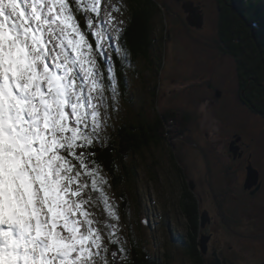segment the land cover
<instances>
[{"label": "snow or ice", "instance_id": "obj_1", "mask_svg": "<svg viewBox=\"0 0 264 264\" xmlns=\"http://www.w3.org/2000/svg\"><path fill=\"white\" fill-rule=\"evenodd\" d=\"M127 12L123 0H0V264H136L128 197L96 159L119 115L117 62L128 88Z\"/></svg>", "mask_w": 264, "mask_h": 264}, {"label": "rangeland", "instance_id": "obj_2", "mask_svg": "<svg viewBox=\"0 0 264 264\" xmlns=\"http://www.w3.org/2000/svg\"><path fill=\"white\" fill-rule=\"evenodd\" d=\"M156 1L167 14L161 9L154 20L151 61L133 60L130 53L125 58L128 88L124 93L118 81L119 115L106 130V143L123 123L150 120L165 111L179 116L187 113L193 120L188 132L178 138L177 147L169 142L152 145L132 159L137 171L132 182L112 187L117 197L121 193L128 197L121 200L120 208L125 223L134 229L129 233L132 239L163 264H192L186 243L188 221L180 207L185 187L197 196L201 210L211 212L213 197L221 196L226 188L236 189L239 196L242 189L234 186L235 178L224 169L230 141L236 139V146L240 142L235 134L243 137L264 180L259 162L264 154V113L241 101L238 64L223 51L219 37L221 0ZM123 2L128 6L127 24L131 13L128 0ZM197 15L203 17L200 26L195 22ZM175 153L181 157L175 159ZM175 164L181 166L182 174ZM259 183L254 191L259 190Z\"/></svg>", "mask_w": 264, "mask_h": 264}, {"label": "trees", "instance_id": "obj_3", "mask_svg": "<svg viewBox=\"0 0 264 264\" xmlns=\"http://www.w3.org/2000/svg\"><path fill=\"white\" fill-rule=\"evenodd\" d=\"M219 2L222 13L219 37L223 51L234 57L238 64L242 87L241 101L249 103L253 108L257 107L259 110L254 108L256 111L264 113V5L260 0ZM128 4L131 16L125 36L129 53L133 60L142 58L151 61L155 44L154 20L161 11V3L156 0H128ZM117 78L122 91L126 93L123 82H120L119 62H117ZM192 120L191 115L187 113L179 116L174 111H165L156 114L150 120L138 119L135 122L123 123L103 148L97 145L96 159L102 163L103 170L113 178L114 187L128 185L137 176L132 159L144 150L150 149L152 145L159 146L169 142L177 147L178 138L188 132ZM177 154L181 157V154ZM174 158L176 159V156ZM175 167L182 174L181 166L175 164ZM180 207L188 221L187 252L195 264H202L199 262L201 252L197 240L198 204L195 195L188 190V186L181 198ZM136 243L138 247L132 248L136 264H146V253L150 255L152 264H163L142 244L137 241Z\"/></svg>", "mask_w": 264, "mask_h": 264}, {"label": "flooded vegetation", "instance_id": "obj_4", "mask_svg": "<svg viewBox=\"0 0 264 264\" xmlns=\"http://www.w3.org/2000/svg\"><path fill=\"white\" fill-rule=\"evenodd\" d=\"M235 136L240 139L239 149L236 154L230 149V143L236 141L233 138L226 151L229 162L224 167L227 175L229 174L231 178H234L235 166L242 164L248 153L254 156L252 152H248L246 149L247 144L243 137L240 134H235ZM174 155L176 157L180 156L177 153ZM252 165L259 172V190L254 191L255 187L246 189V179H241L239 182L235 179L236 184L233 183L234 186L242 189L239 196L234 193L237 191L236 189L226 188L221 196L219 193V195L213 197L212 204L214 207L212 212L208 209L201 210L196 196L199 215L197 240L201 252L200 263L261 264L264 254L261 253L258 242L264 240V180L260 167L254 162V157ZM240 175H243L242 171ZM226 191L228 192L226 193ZM225 193L227 196L224 197ZM203 214L207 215L204 224H202ZM203 237L207 238L206 251L200 249ZM189 259L192 264H195L190 256Z\"/></svg>", "mask_w": 264, "mask_h": 264}, {"label": "water", "instance_id": "obj_5", "mask_svg": "<svg viewBox=\"0 0 264 264\" xmlns=\"http://www.w3.org/2000/svg\"><path fill=\"white\" fill-rule=\"evenodd\" d=\"M178 1H181V0H178ZM187 6H190L189 4H187ZM191 8V7H190ZM186 9V8H185ZM187 10L190 11L191 13H194V9L191 8V10L187 7ZM196 12V11H195ZM192 15V14H191ZM193 16V15H192ZM194 17V16H193ZM195 22L197 23L198 26H200V24L203 23V17L201 15H197L195 16ZM236 142L237 141H234L232 143V146H231V150L236 154L239 147L236 146ZM259 182V172L254 168V167H249L248 170H247V179H246V188L247 189H250L252 188L253 186L257 185ZM194 188V187H192ZM207 219V215L206 214H203L202 215V224L205 223ZM201 249L202 251H206V247H207V238L206 237H203L202 240H201Z\"/></svg>", "mask_w": 264, "mask_h": 264}, {"label": "bare ground", "instance_id": "obj_6", "mask_svg": "<svg viewBox=\"0 0 264 264\" xmlns=\"http://www.w3.org/2000/svg\"><path fill=\"white\" fill-rule=\"evenodd\" d=\"M257 170V169H256Z\"/></svg>", "mask_w": 264, "mask_h": 264}]
</instances>
